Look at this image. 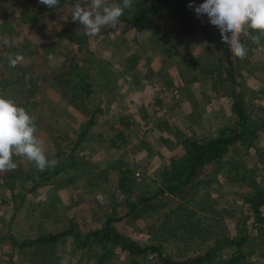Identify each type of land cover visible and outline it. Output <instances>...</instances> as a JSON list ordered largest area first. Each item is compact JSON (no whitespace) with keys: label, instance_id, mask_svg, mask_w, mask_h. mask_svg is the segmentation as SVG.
<instances>
[{"label":"rangeland","instance_id":"374dc122","mask_svg":"<svg viewBox=\"0 0 264 264\" xmlns=\"http://www.w3.org/2000/svg\"><path fill=\"white\" fill-rule=\"evenodd\" d=\"M77 2L83 5V0H71L48 8L39 0H0V96L14 100L36 117V135L49 160L71 158L76 163L31 193L26 189L40 173L32 162L13 156L17 168L0 173V218L7 217L9 224L0 220V264L99 263L103 251L94 242L79 248L73 237H64L55 245L21 247V242L39 237L20 236L23 225H18L14 216L28 217V213L41 218L55 216L56 226L48 227L55 232L73 229L83 234L113 217V225L127 240L162 244L177 258L212 246L214 241L203 242V237L213 235L212 225H223L230 236L248 234V259L264 264V227L259 229L251 205L245 200L254 190L251 181L264 188V131L250 136V145H232L219 166H205L185 186L184 193L165 192L126 214L129 202L153 196L165 186V179L168 181L172 174V162L184 157L185 136L204 141L217 135L223 126L233 125L230 90L220 86L215 91L209 73L220 66L219 51L206 35L186 34L166 10L156 13L144 28L127 26L121 16L115 28L105 26L98 36L88 37L84 27L71 18ZM198 17L214 35L219 33L206 14ZM5 39L11 46L3 43ZM241 42L246 43L248 51L244 59L236 57V69L251 109L257 112L264 106V45L255 47L243 36ZM10 53L24 58L15 68L9 66ZM73 56L90 73L96 90L78 107L69 103L71 89L61 85ZM89 56L112 61L119 81L114 92L102 89L97 73L84 62ZM195 75L210 80L202 89L186 88L193 83L188 79ZM98 107L101 110L96 112L95 124L77 143ZM138 120L149 127L157 126L167 144L162 151L170 152V148L172 152L152 160L147 168L136 157L128 158L122 150L124 144L115 148L111 142L121 130L127 136L133 135ZM150 130L155 132L152 138H158L157 130ZM235 167L237 172L233 174L239 177L232 178L228 169ZM103 178L107 180L100 182ZM26 201L35 203L34 211L26 207ZM232 252L231 248L222 251L226 258ZM130 261V256L117 250L100 264ZM141 264L154 262L141 260Z\"/></svg>","mask_w":264,"mask_h":264},{"label":"trees","instance_id":"16d2710c","mask_svg":"<svg viewBox=\"0 0 264 264\" xmlns=\"http://www.w3.org/2000/svg\"><path fill=\"white\" fill-rule=\"evenodd\" d=\"M71 0H60L59 4H65ZM117 3L122 0H116ZM204 0H133L131 9H125L122 17L126 21V25L135 26L137 28L146 27L151 18L161 10H166L170 15L179 21L184 28L186 34L202 33L209 37L214 48L219 51L220 66L209 71L213 80V88L215 91L220 90V86H224L230 90V98L232 100L231 109L235 115L233 125L223 126L217 135L208 140H200L185 136L182 147L184 149V157L180 161L172 162L171 176L165 179V186L153 196H144L139 201L129 202V211L127 215L137 210L141 205L153 200L154 198L169 192L178 195L185 192V186L191 183L207 165L219 166L221 160L229 153L232 145L245 142L251 144L250 136L264 131V106L259 108L257 112L251 109L252 104L248 101L247 95L243 90L242 83L239 81V72L236 69L237 58L229 51L227 44L222 42L220 31L214 35L207 25L203 24L195 12V7L202 4ZM193 7L189 8L188 5ZM130 13L129 17L128 14ZM255 47L264 45V40L260 45L252 43ZM69 69L65 72L66 79L63 86L71 89L69 93V103L78 107L84 101H88L93 93H95L94 85L90 80V73L85 71L82 65L75 62V57L70 58ZM84 62L88 64L98 75L100 86L103 90L112 93L118 87V75L112 61L96 56L87 57ZM208 73V71H206ZM199 79L195 75L188 79V82H194ZM99 107L95 109L93 115L87 121L77 143L83 139L87 133V129L95 124L96 112L100 111ZM129 125L126 124V127ZM115 148L127 142V133L124 130L118 132L115 139H111ZM77 143L75 146H77ZM73 147V149L75 148ZM62 153H58L61 156ZM262 161L264 159L262 158ZM76 165L71 158L64 161L56 162L55 167L47 168L40 171L38 180L28 189L27 193L34 192L40 186L49 183L55 176L64 173L67 169H71ZM235 168H229L228 174L232 178L239 177L234 175L237 172ZM29 176V175H28ZM28 176H26L28 178ZM25 183H22V187ZM250 186L254 189L246 198V202L251 205L254 213L255 222L259 229L264 227V188L251 181ZM26 192L22 195L23 200ZM123 216L117 219H122ZM116 218L110 217L98 229L87 232L86 234L73 229H66L60 232L47 233L42 236L28 239L21 242L20 246H29L34 244L52 243L57 244L64 237H73L79 248H87L94 242L100 248L101 253L98 264L111 258L117 250L125 252L130 256V264H141V260H152L154 264H254L248 259L245 247L250 240L248 234H240L238 236H230L226 227L212 225L211 234L205 235L203 242L213 240L212 246L199 253H194L186 258H177L165 251L162 244L151 243L141 244L135 240H127L126 237L117 230L113 225ZM214 226L219 227L216 231ZM191 230V228L189 229ZM263 234H264V230ZM224 248L233 250L229 257H224L222 251Z\"/></svg>","mask_w":264,"mask_h":264},{"label":"clouds","instance_id":"9594fccd","mask_svg":"<svg viewBox=\"0 0 264 264\" xmlns=\"http://www.w3.org/2000/svg\"><path fill=\"white\" fill-rule=\"evenodd\" d=\"M39 3L55 8L60 0H39ZM132 5L133 0L120 3L83 0V5L80 2L74 5L71 18L84 27L86 36L95 37L105 26L115 28L125 9H131ZM195 12L208 16L210 23L219 28L222 42L239 59H244L248 51L246 43L241 42L242 36L257 45L264 40V0H204L195 7ZM3 43L11 46L7 39ZM23 59L18 53H10L9 66L15 68ZM35 121L36 117L24 107L0 96V173L17 168L13 156L25 158L41 172L55 167L56 161L47 158L43 142L36 135Z\"/></svg>","mask_w":264,"mask_h":264},{"label":"crops","instance_id":"0c3cea01","mask_svg":"<svg viewBox=\"0 0 264 264\" xmlns=\"http://www.w3.org/2000/svg\"><path fill=\"white\" fill-rule=\"evenodd\" d=\"M209 80L210 79H207L205 76L203 78L199 77V79L194 81L193 83L190 82L192 84L188 85V87H186V88L202 89L203 84L207 85V82H209ZM158 104H160V101H158ZM145 115H146V113L144 112L143 116H145ZM136 127H137L136 128L137 131H134L135 133L133 135L127 136V142L122 146L123 149L121 147V149L124 151V153L128 154V158L132 159L133 157H136L135 160H139V162L142 163V166L147 168V167H149V164L152 165V160L155 161L158 157L161 158L162 154H166V152H167V154H172L170 148L168 150L171 153L166 151V150H165L166 152L162 151L163 150L162 146L167 145V144H166L164 137L161 134V130L159 128H157V126L150 125L151 128H153L154 130H157L158 138H156V139L152 138V134H154L155 132L150 130L149 125L145 121L138 120V122L136 123ZM134 128H135V125H134ZM139 129H140V131H138ZM173 148L174 147H172L171 149H173ZM106 180H107L106 178H103L101 181L100 180H98V181L102 182V181H106ZM94 183H98V182L94 181ZM105 184H107V182H105L104 185ZM34 204L26 201V207L32 208L33 209L32 211H34V209H35L34 207H36V205H34ZM21 205H22V203L20 202L17 205V208L21 207ZM12 216L8 217V220L12 219ZM44 217L45 218H41L40 216H37V215L31 216L29 213H28V217H25V216L15 217L14 216V221L17 222L18 225H23V229L19 231L20 236L22 238H33L35 235L42 236L45 233L55 232L54 230H52L53 228L51 229L48 227L56 226V217L55 216L53 217L52 215H50V216L45 215ZM6 218L7 217L0 218V220L4 221V224L9 225L6 221ZM24 230H26V231H24ZM21 232H22V234H21ZM133 240L137 241L136 239H133Z\"/></svg>","mask_w":264,"mask_h":264}]
</instances>
